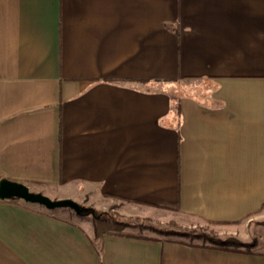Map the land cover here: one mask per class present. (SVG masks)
Returning a JSON list of instances; mask_svg holds the SVG:
<instances>
[{"label": "crops", "instance_id": "0c3cea01", "mask_svg": "<svg viewBox=\"0 0 264 264\" xmlns=\"http://www.w3.org/2000/svg\"><path fill=\"white\" fill-rule=\"evenodd\" d=\"M1 178L247 229L264 214V0H0ZM60 210L0 199V264H264V238L222 249Z\"/></svg>", "mask_w": 264, "mask_h": 264}, {"label": "rangeland", "instance_id": "374dc122", "mask_svg": "<svg viewBox=\"0 0 264 264\" xmlns=\"http://www.w3.org/2000/svg\"><path fill=\"white\" fill-rule=\"evenodd\" d=\"M31 190L35 191L37 190V188L32 187ZM50 198L59 199L62 197ZM78 203L80 205L93 208V210L95 211V217L84 215V218H76L74 212H67L64 210L57 211V213H63V215L65 216L68 215L72 219L78 220L86 226V218L96 220L103 219L106 220L105 223L108 229L152 235L161 238H175L192 244L211 245L208 240L190 237L188 235H181L179 232H167L169 223L185 228L202 227L208 233L214 234L216 236H234L243 241L251 242V240H254L256 242L257 239L264 238V214L258 215V218L254 219L252 224H250L247 229L241 224L238 226L235 232H232L229 231L228 227H225L224 225H218V223H210L207 221H200L188 216H170L166 212H164V214L162 212H159L153 215L150 210L146 208L136 209L135 207L124 204L117 199L109 197L106 198L93 196L79 201ZM128 222L133 223L127 224Z\"/></svg>", "mask_w": 264, "mask_h": 264}, {"label": "water", "instance_id": "95a60500", "mask_svg": "<svg viewBox=\"0 0 264 264\" xmlns=\"http://www.w3.org/2000/svg\"><path fill=\"white\" fill-rule=\"evenodd\" d=\"M22 199L25 202L39 204L46 209L69 208L76 215L91 214L95 211L91 207L80 205L71 198L53 199L39 191H33L25 183L10 180L7 178L0 179V199Z\"/></svg>", "mask_w": 264, "mask_h": 264}, {"label": "trees", "instance_id": "16d2710c", "mask_svg": "<svg viewBox=\"0 0 264 264\" xmlns=\"http://www.w3.org/2000/svg\"><path fill=\"white\" fill-rule=\"evenodd\" d=\"M84 215H90L92 217H95L94 215H91V214H84ZM132 223L133 222H128L127 224H132ZM210 223H214V222H210ZM167 232H170V233L179 232L181 235H185V236L188 235L190 237L208 240L211 246L222 248V249L239 250V249L244 248V250L249 251L250 248L254 246L255 244L254 240H251L250 242V241H243L234 236H228V237L216 236L214 234L208 233L202 227L185 228V227H181V226L169 223Z\"/></svg>", "mask_w": 264, "mask_h": 264}]
</instances>
